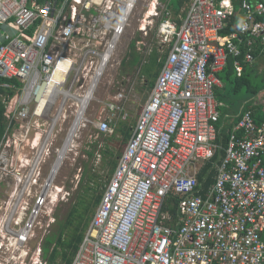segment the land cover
<instances>
[{
  "label": "built area",
  "instance_id": "2783aa9c",
  "mask_svg": "<svg viewBox=\"0 0 264 264\" xmlns=\"http://www.w3.org/2000/svg\"><path fill=\"white\" fill-rule=\"evenodd\" d=\"M148 1L152 14L140 28L147 35L146 23H156L166 58L71 264H264V117L259 123L253 106L245 110L224 146L215 97L229 59L241 76L264 57V0H191L180 24L166 1ZM141 2L0 0V88L10 91L0 175L14 186L5 202L10 215L0 219V250L10 257L30 255L17 251L35 236L53 197V168L45 178L42 166L68 101L79 113L82 99L94 97ZM134 87L105 103L107 117L83 116L81 125L114 134L115 112L126 121ZM219 152L215 181L203 194L200 172ZM37 254L32 264H47Z\"/></svg>",
  "mask_w": 264,
  "mask_h": 264
},
{
  "label": "rangeland",
  "instance_id": "374dc122",
  "mask_svg": "<svg viewBox=\"0 0 264 264\" xmlns=\"http://www.w3.org/2000/svg\"><path fill=\"white\" fill-rule=\"evenodd\" d=\"M165 1L168 4V8L172 12L174 18H177V15L180 14V8L183 5V3L180 2H184L186 4L185 0ZM147 4L148 0H142L139 8L130 18L127 32L125 33L123 39H121L113 58L108 63L103 73V76L99 81L94 97L85 112L84 116L86 118H90L97 121V117L99 116L103 118L107 117L109 111L106 108L105 103L111 100L115 101V97L122 91H126V93H128L130 91L131 86L135 84V87L130 97V101L126 104V111L128 112V116L126 117V121H124L129 126L133 127L141 106L149 98L151 92L150 83L152 78L149 76L150 73L148 74V76L146 75V69L151 67L150 56H144L145 53H142V56L140 55V63L137 65L136 70H124L126 72L129 71L127 72L129 74H124V71L122 73L121 66L123 59L125 58V56H127L126 54L128 53L129 45L134 39L139 38L138 40L143 41L144 45H146L148 50H153L155 48L161 47V51H165V49L162 48L160 39L157 36V28L155 22L153 23L155 25L152 24L148 29L147 35L144 32L140 31V27L142 25V13ZM185 7L187 8V6ZM186 8L182 9V11L184 12ZM159 54L161 53L159 52ZM223 75L225 77V74ZM248 76L249 77L247 79L250 80V84H253V70L251 71V73H249ZM93 78L94 73H92L91 77L87 79L88 86L86 87L84 92L81 91L82 97L85 96V94L87 93V90L91 82L93 81ZM234 79H236V74H232L230 81L227 78H224L225 84L227 85L229 92L225 95L226 97H220L221 101H226V106L231 109L238 108L239 106H244L248 100L247 97L250 96V93L247 92L245 86H241L240 89L236 92L231 91V87L234 86ZM254 83L257 84L259 90H264V81L261 78L256 77V79H254ZM217 99L219 100V98ZM223 104L221 106V109L224 114H228V110H226V106ZM76 107V111H73ZM78 108L79 105L77 106L76 102L68 101L67 110L65 111L66 117L60 120L57 126L55 127L54 136L52 137L53 151L51 149L52 153L48 158V162L44 166H42L43 177L45 178H47L48 174H50L54 164L56 163L59 151L62 150L65 146L68 134L71 128L73 127L74 120L78 114ZM120 115L123 117L124 113L121 114L119 112H115V121H123L120 119ZM224 130L227 131L225 127ZM98 131L99 130L94 125L84 126L82 124L78 128L74 137V141L72 142L71 147L67 151L62 161V165L58 173L55 175L51 188L53 197L50 198V201L45 206L44 210H42L41 212L37 223V229L36 226L34 228L35 236L28 242L26 246L22 247L20 250L17 251L18 253L22 252L23 250H30V255L24 256L22 259H19L17 257L12 258L10 257V252L4 253L3 250H0V264L3 263L4 260H6V262H9L8 264H32V260L35 257L33 256V253H35V255H38L37 253L42 254L41 257L43 261L46 260V263L49 264L50 260L47 258L46 254L43 255L45 251L43 249L41 251L40 248L42 247V245H44V242L46 241L47 237L52 236L56 231H58L60 225L64 227L63 224H65V226L67 227V232H70V234H72L73 231V234L77 233L79 226L80 228L84 226L83 224H85L86 219L84 221H80V215L84 214L87 218L91 213V211H87L84 208H86V205L90 203V196L93 194L92 192H90V189H94L95 184V179L90 180L89 177L84 175V166L87 164V166L89 167L88 170H91V173L98 174L101 177L105 178V176L108 174V170H106L105 166H102V150H105V146L107 144H110L116 149L119 148L121 151H123L127 144H122V135L118 130H116L114 134H107L108 136H116V140L111 141L108 140L107 135H99ZM16 133L20 135L19 130H17ZM25 145L26 143L21 144V146ZM9 149L10 152H12V150L14 151L13 148ZM30 150L31 148L27 147L29 156H32ZM90 150L95 151V159L93 161L89 158L87 154V152ZM114 168L115 167H113L112 170H114ZM13 188L14 186L12 185L11 179H3V176L0 175V219L2 217L6 219L7 215H10L11 204L9 206H6L5 202L10 200V194ZM103 191V188H101V194H103ZM34 196L35 194L33 193L32 196L26 199V201L28 202H26V205L23 204L25 210L23 211V213H19L15 217V221L19 223V221L26 220L31 207L33 206L31 204L33 203ZM78 197H80L81 199L79 205H77ZM100 198L97 204L99 203ZM14 225L15 224L13 223L14 228L18 227ZM22 225L23 223L19 226ZM2 242H4V240L2 236H0V244ZM53 247L54 246H52V248ZM66 252V260L63 259L65 264H67L66 261L69 258L72 261L75 255L74 253L70 255L72 252L71 249H67ZM63 260L60 258L55 264H64Z\"/></svg>",
  "mask_w": 264,
  "mask_h": 264
},
{
  "label": "trees",
  "instance_id": "16d2710c",
  "mask_svg": "<svg viewBox=\"0 0 264 264\" xmlns=\"http://www.w3.org/2000/svg\"><path fill=\"white\" fill-rule=\"evenodd\" d=\"M189 1V0H186ZM235 5H238L239 0H233ZM183 3V2H180ZM236 21L233 19L232 20V24L235 23ZM231 29L225 30L222 35H226L228 32H230ZM138 40L134 39L131 41L129 48H128V53L126 54V58L123 59L122 61V73L124 70L129 69V70H136L137 69V65L140 63V53L137 50L136 47V42ZM142 56V55H141ZM160 58V61H159ZM164 58L165 56L163 55H159V53L157 52V50H154L151 55H150V61H151V67H149L148 69H146V75L148 76V74L150 73V77L152 78L151 83H150V88H152L154 86V83L159 75L158 71L156 70V67H162L163 63H164ZM159 61V62H158ZM233 63L234 61L232 59L228 60V64L226 69L224 70L225 72H223V74H225V77L223 76V74L221 73L220 78L222 80H224V78H227L228 80H230V78L232 77V74L234 73V68H233ZM124 74H129L127 72L129 71H124ZM249 72L247 69L244 70V73L242 75V77L238 78L236 76V79H234V86H233V91H238L240 89L241 86H245L247 92L250 93V96L247 97L248 100L253 99V97H255L256 94L259 93V87L257 86L256 83H254V79L257 78H261L264 81V76L263 75H257L255 73H253V84H250V80L247 79L249 76ZM0 82H4V80L0 79ZM6 95H10V91L4 89V88H0V142L3 140L7 129H8V124H9V116L10 113L6 110L5 104H4V96ZM221 98H224L223 96L217 94V98H219V101H221ZM222 102V101H221ZM250 109V106H245L244 110H248ZM242 112V113H243ZM242 115V114H241ZM240 115V117H241ZM264 115V114H263ZM263 115H260L259 117H256V119L258 120V122L260 123L263 119ZM240 117L238 118V120L240 119ZM134 127V126H133ZM133 127L129 126L126 122L124 121H119L117 123L116 126V130L120 131L121 135H122V144H126L128 142V140L131 137V133H132V129ZM218 127L220 128V126L218 125ZM115 130V131H116ZM99 135L103 136V135H107V134H103L100 131H98ZM108 136V135H107ZM227 131L226 130H222L221 129V133L219 135V142H221L223 145H226V141H227ZM108 140H116V136L115 135H111L108 136ZM123 151H121L119 148L116 149L115 147H113L110 144H107L105 146V150H102V154H103V165L105 166L106 170H108V174L105 176V178L101 177L98 174H93L88 170L89 167L87 166V164L84 166L85 169V174L87 177L90 178V180L95 179V184H94V189H90V192H92L93 194L90 196V203H88L86 205V209L87 211H91L89 217L86 218V215L82 214L80 215V221H85V224H83L84 226L78 229V232L73 234H70V232H67V227L64 225V227H62L61 225L58 228V231H56L52 236L47 237L46 241L44 242L43 248L44 251L47 256V258L50 260L49 264H55L57 263L58 259H64L66 260V255L67 249H71L72 252L70 255H72L73 253L76 255L79 245L82 242V239L84 237L85 231L87 230V228L89 227V224L92 220V217L94 215V213L96 212V209L98 207V205L100 204V201L102 199V194L100 192V189L105 188V186L108 184L117 164H118V159L121 156ZM89 158L93 161L95 159V151L90 150L87 152ZM222 154L219 152L216 154V156L213 158L212 161H209L207 163H205L202 167V170L200 172L199 175V181L204 184L205 189L209 186V184L212 183L213 181V177L216 175V170L214 167V164L217 163L220 158H221ZM114 168V170H112V168ZM206 181L204 180V178H206ZM101 197V198H100ZM100 198L99 203L97 204L98 200ZM80 197H78V204H80ZM174 201V200H171ZM176 201V200H175ZM97 204V205H96ZM73 210V209H72ZM71 210V212H72ZM70 212V215H71ZM70 217V216H69ZM69 219V218H68ZM82 225V224H80ZM69 235V236H68ZM68 236V237H67ZM52 246H54L52 248ZM74 255V257H75ZM74 259V258H73ZM63 260V263H64ZM73 261V260H72ZM71 259L69 258L66 263L67 264H71L72 263ZM65 264V263H64Z\"/></svg>",
  "mask_w": 264,
  "mask_h": 264
},
{
  "label": "crops",
  "instance_id": "0c3cea01",
  "mask_svg": "<svg viewBox=\"0 0 264 264\" xmlns=\"http://www.w3.org/2000/svg\"><path fill=\"white\" fill-rule=\"evenodd\" d=\"M162 1H165V0H162ZM185 1H186V0H185ZM240 1H241V0H239L238 3H240ZM148 2H149V1H148ZM190 3H191V0L186 1V4L183 2V5H182L181 8H180V14L177 15L178 17H177V18H176V17H175V18L173 17V18H174L179 24L181 23V19H183V18L185 17V15H186V13H187V10H188V7H189ZM185 6H187V8H186ZM138 8H139V7H138ZM184 8H186V9H185V11L183 12L182 9H184ZM148 10H149V5L147 4V6L145 7V9H144V11H143V13H142V18L147 17V15H148V17L151 16L152 13L150 12V13L148 14ZM136 11H137V9H136ZM148 17H147V18H148ZM142 24H144V23L142 22ZM151 25H152V24H147V23H146L147 30L150 28ZM141 26H142V25H141ZM140 31L143 32V29H140ZM230 31H231V30H230ZM228 33H229V32H228ZM138 39H139V38H137L136 40H138ZM138 41H141V40H138ZM138 41H137V42H138ZM137 42H136V47H138V46H137ZM137 50H138V48H137ZM154 50H157L158 53H159V52L161 53V54H159V55H163V56H165V58H166V53H167V52H166V53L161 52V51H160V47L155 48V49H153V50H148L146 46H144V47L142 46V47L140 48V50H138V51H139L140 54L145 53L144 56H150L151 53H152ZM125 58H126V56H125ZM165 58H164V61H165ZM231 59H232V58H231ZM232 60L234 61V59H232ZM159 61H160V58H159ZM159 61H158V62H159ZM227 64H228V63H227ZM226 67H227V65H226ZM226 67H225L222 71H220V72L217 73V75H218V77H219V79H220V81H221V85L215 89V97H216V101H217V103H218V109H219V112H220V122L217 124V127H218V125L220 126V128L218 127L220 133H221V129L224 130V127H225V129H227V135H228L229 132L232 130V128H233V127L236 125V123L239 121L238 118H239L240 115L242 114V112H243L245 106H248V105H249L250 108H251V106H253V107H252V110H253V112H254V114H255L256 117H259L260 115H263V114H264V90H262V91L260 90L259 93L256 94L255 97H253V99L247 100V102L245 103L244 106H239L238 108H233V109L229 108L228 106H226V101H225V102L223 101V102L221 103V101H219V100L217 99V94H219V95H221V96H223V97H226L225 95L228 94V92H229V90H228V88H227V85L225 84V81L222 80V79L220 78L221 73L223 74V72H225L224 70L226 69ZM161 68H162V67H157V68H156V70L158 71V73H160ZM233 68H234V70H235L234 73L236 74V76H237L238 78L242 77L244 71H243V73H242L241 76H238V75H237V72H236V69H235V67H234V63H233ZM245 69H247L249 73H251V71L253 70V73H255V74H257V75H263V76H264V57H257L256 61H255L254 63H252V64H247V65L245 66L244 70H245ZM251 69H252V70H251ZM223 76H224V75H223ZM229 81H230V80H229ZM155 82H156V81H155ZM154 84H155V83H154ZM152 88H153V87H152ZM152 88H151V89H152ZM231 91H233V87H231ZM223 103H224V104H223ZM222 104L226 106V110H228V114H224V113H223V111H222V109H221ZM263 116H264V115H263ZM55 139H56V138H55ZM227 140H228V137H227ZM226 144H227V141H226ZM224 146H226V145H224ZM21 151H22V149L20 150V152H21ZM27 152H28L27 150L24 151V153H27ZM215 178H216V175L213 177V181H212V183L209 184V186H208L206 189H205V187H204V189H203V194H205V193L210 189L211 185H212V184L214 183V181H215ZM206 179H207V177L204 178L205 181H206Z\"/></svg>",
  "mask_w": 264,
  "mask_h": 264
},
{
  "label": "bare ground",
  "instance_id": "6f19581e",
  "mask_svg": "<svg viewBox=\"0 0 264 264\" xmlns=\"http://www.w3.org/2000/svg\"><path fill=\"white\" fill-rule=\"evenodd\" d=\"M92 98H93V95L89 94L87 97L82 99V107H81V109H80V111L78 113V117H77L76 123L71 128V131H70V133L68 135V138H67V141L65 143V146L64 147L62 146L63 149L59 152L58 160L54 164L53 172L51 174V181L54 180L55 175L58 173V171H59V169H60V167L62 165V161H63L67 151L69 150V148L71 147L72 142L74 141L75 134H76L78 128L81 126V120H82L83 116L85 115V112L88 109V106H89Z\"/></svg>",
  "mask_w": 264,
  "mask_h": 264
},
{
  "label": "clouds",
  "instance_id": "9594fccd",
  "mask_svg": "<svg viewBox=\"0 0 264 264\" xmlns=\"http://www.w3.org/2000/svg\"><path fill=\"white\" fill-rule=\"evenodd\" d=\"M143 19V18H142ZM143 22V21H142ZM147 27V26H146ZM140 29H142V28H140Z\"/></svg>",
  "mask_w": 264,
  "mask_h": 264
},
{
  "label": "water",
  "instance_id": "95a60500",
  "mask_svg": "<svg viewBox=\"0 0 264 264\" xmlns=\"http://www.w3.org/2000/svg\"><path fill=\"white\" fill-rule=\"evenodd\" d=\"M57 160H58V158H57Z\"/></svg>",
  "mask_w": 264,
  "mask_h": 264
}]
</instances>
